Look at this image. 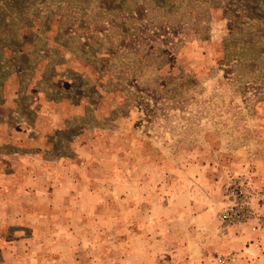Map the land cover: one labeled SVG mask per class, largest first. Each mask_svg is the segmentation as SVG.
Wrapping results in <instances>:
<instances>
[{"label": "rangeland", "instance_id": "1", "mask_svg": "<svg viewBox=\"0 0 264 264\" xmlns=\"http://www.w3.org/2000/svg\"><path fill=\"white\" fill-rule=\"evenodd\" d=\"M231 179L264 189V0H0V264H264Z\"/></svg>", "mask_w": 264, "mask_h": 264}, {"label": "built area", "instance_id": "2", "mask_svg": "<svg viewBox=\"0 0 264 264\" xmlns=\"http://www.w3.org/2000/svg\"><path fill=\"white\" fill-rule=\"evenodd\" d=\"M225 193V202L218 214L219 222L243 227L254 234L264 257V189L253 190L244 181L231 179Z\"/></svg>", "mask_w": 264, "mask_h": 264}]
</instances>
